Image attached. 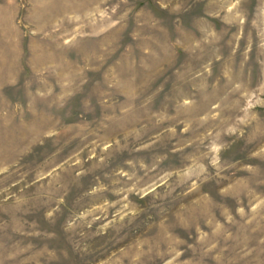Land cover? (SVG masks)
I'll return each instance as SVG.
<instances>
[{"label": "rangeland", "instance_id": "obj_1", "mask_svg": "<svg viewBox=\"0 0 264 264\" xmlns=\"http://www.w3.org/2000/svg\"><path fill=\"white\" fill-rule=\"evenodd\" d=\"M0 264H264V0H0Z\"/></svg>", "mask_w": 264, "mask_h": 264}]
</instances>
